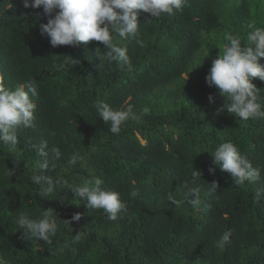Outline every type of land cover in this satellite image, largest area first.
I'll list each match as a JSON object with an SVG mask.
<instances>
[{
    "label": "trees",
    "instance_id": "1",
    "mask_svg": "<svg viewBox=\"0 0 264 264\" xmlns=\"http://www.w3.org/2000/svg\"><path fill=\"white\" fill-rule=\"evenodd\" d=\"M137 12L143 47L135 37L116 38L127 48L129 71L99 63L97 54L106 51L99 41L52 47L41 34L48 19L42 7L0 0V76L12 88L30 78L38 85L33 126L18 129L15 148L0 141V264H264V195L256 196L264 189V120L229 112L231 101L206 82L219 54L207 38L224 29L216 6L187 0L173 15ZM236 14L264 28L246 1ZM221 41L226 44L224 35ZM251 82L264 106V81ZM101 101L114 108L132 104L139 119L113 134L96 111ZM227 140L260 170L258 180L237 186L214 163L211 153ZM41 141L62 153L47 175L76 185L100 178L127 202V213L109 220L63 184L44 196L31 180L41 174ZM74 153L82 157L76 165L69 163ZM8 169L15 174L9 177ZM193 169L201 173L195 185L200 207L174 205L169 194L182 198ZM213 181L218 188L210 193ZM47 208L61 221L80 214L70 226L57 221L51 245L16 225L19 215L39 219ZM226 230L229 242L219 247ZM77 232L79 242L73 240Z\"/></svg>",
    "mask_w": 264,
    "mask_h": 264
},
{
    "label": "clouds",
    "instance_id": "2",
    "mask_svg": "<svg viewBox=\"0 0 264 264\" xmlns=\"http://www.w3.org/2000/svg\"><path fill=\"white\" fill-rule=\"evenodd\" d=\"M187 0H22L25 8H41L43 15L48 17L46 23L40 25L41 34L50 38L52 47L60 45H76L81 42L99 41L106 49L103 54H97L99 63L109 65L115 63L119 67L131 70V62L127 54L126 46L116 40L135 37L136 42L143 47V41L139 38V23L137 10H143L152 18H159L162 14L173 15L180 11ZM252 29L247 34V44L234 34H226L228 43L224 44L219 54L212 60L211 67L205 77L209 86H214L221 96L227 97L231 103L228 111L235 113L242 120H264V106L259 102V92L251 82L252 78L264 81V64L260 58L264 57V28L249 25ZM67 63V62H65ZM60 68L64 65H60ZM38 96V85L35 78L16 85L14 88L4 83L0 76V141L17 147L18 129L30 128L35 119L36 104L34 99ZM209 102L213 101L211 94ZM96 111L103 120L110 124L108 131L118 134L121 125L128 120H137L139 116L134 111V106L114 108L107 102H98ZM148 108L142 109V114L148 113ZM218 111H222L219 109ZM54 135V133H51ZM38 155L42 158L39 163L40 173L31 177L32 183L39 185L44 196L54 194L57 186L71 190L75 197L86 200L90 209H102L109 220L117 219L118 215L126 214L128 205L120 197V193L112 188L103 186L100 178L86 180L82 185L70 184L62 177H52L46 173L55 168V161L59 160L62 153L58 146L48 147L47 141H41L36 147ZM214 163L220 169L226 171L233 178L237 186L259 179L260 170L255 168L252 162L239 151L237 145L230 140L219 144L214 152ZM82 157L74 153L69 163L76 165ZM210 171H214L210 169ZM197 173L193 169L190 180H186L182 198L176 200L170 194L168 200L174 205L187 202L194 208H199L200 189L196 185ZM14 171L8 169L7 175H14ZM209 192H216L218 185L213 181ZM137 192L133 189L131 197ZM264 195V189H258L256 196ZM80 214H74L69 220H58L52 208L44 209L39 219H33L29 215L21 214L16 220L18 230H23L30 239L35 238L46 244H52V238L56 236L60 223L70 226L72 221H79ZM71 228V227H70ZM72 229V228H71ZM73 231V229H72ZM82 233L77 232L73 240L79 242ZM231 231L226 230L217 241L219 247L225 246L230 239Z\"/></svg>",
    "mask_w": 264,
    "mask_h": 264
},
{
    "label": "rangeland",
    "instance_id": "3",
    "mask_svg": "<svg viewBox=\"0 0 264 264\" xmlns=\"http://www.w3.org/2000/svg\"><path fill=\"white\" fill-rule=\"evenodd\" d=\"M216 6V11L219 14L222 24L224 25L223 31L219 35H213L207 38L209 45L216 43L217 50H222L224 43L221 41V36L226 34H234L242 39V43L245 42L247 34L252 29L249 25H252L248 20H240L236 14L237 7L242 1H246L249 5L253 16L258 22H264V0H212ZM256 26V24H254ZM228 43V41L226 42Z\"/></svg>",
    "mask_w": 264,
    "mask_h": 264
}]
</instances>
